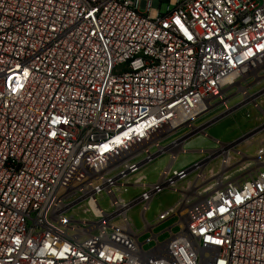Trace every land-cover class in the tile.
Here are the masks:
<instances>
[{"label":"built area","instance_id":"1","mask_svg":"<svg viewBox=\"0 0 264 264\" xmlns=\"http://www.w3.org/2000/svg\"><path fill=\"white\" fill-rule=\"evenodd\" d=\"M263 75L264 0H0V264H264V160L205 187L201 161L173 167L212 101Z\"/></svg>","mask_w":264,"mask_h":264},{"label":"rangeland","instance_id":"2","mask_svg":"<svg viewBox=\"0 0 264 264\" xmlns=\"http://www.w3.org/2000/svg\"><path fill=\"white\" fill-rule=\"evenodd\" d=\"M243 89L241 90L240 83L222 93L212 101L203 115L193 121L189 133L188 128H183L173 137L187 133L182 146L185 152L178 154L173 165L175 169H187L199 160L204 166L201 172L204 176L215 174L202 184L203 187L211 184L218 175L228 179L242 178L255 167L262 166L258 161L264 160V152L258 155V150H264V75L248 80ZM245 93L249 97L245 96ZM217 142L234 145L229 167L225 170H222L220 156L216 150ZM168 160V155L160 156L145 166L139 175H144L148 182H154ZM179 197V193L169 191L156 196L146 212L147 221L153 223L156 214L166 207L173 206ZM139 215V207L130 212L135 226L141 228ZM174 221L175 218L170 219L154 231L158 232ZM173 230L176 231L177 227ZM165 237L166 235H162L160 239ZM143 239L141 237V240Z\"/></svg>","mask_w":264,"mask_h":264},{"label":"bare ground","instance_id":"3","mask_svg":"<svg viewBox=\"0 0 264 264\" xmlns=\"http://www.w3.org/2000/svg\"><path fill=\"white\" fill-rule=\"evenodd\" d=\"M236 84H238V83H236ZM241 90H244V89H241ZM245 96L249 97L247 93H245ZM230 149L234 150V145H231ZM182 153H184V152H182ZM229 159H230V155H229ZM229 164H230V161L226 162L225 164H222V170H225L227 167H229ZM211 175H213V174H211ZM214 176H215V174H214ZM214 176H210L209 175L207 177V180L210 179V178H213Z\"/></svg>","mask_w":264,"mask_h":264}]
</instances>
